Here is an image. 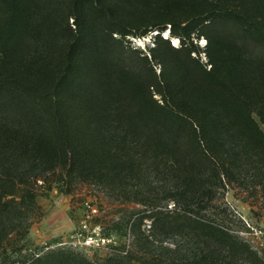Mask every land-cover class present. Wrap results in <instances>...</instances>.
I'll list each match as a JSON object with an SVG mask.
<instances>
[{
  "label": "trees",
  "instance_id": "1",
  "mask_svg": "<svg viewBox=\"0 0 264 264\" xmlns=\"http://www.w3.org/2000/svg\"><path fill=\"white\" fill-rule=\"evenodd\" d=\"M154 32L153 46L131 47ZM202 37L207 63L193 55ZM260 50L264 0H0V264H19L8 249L17 240L22 252L43 217L42 192L79 185L264 264L203 214L220 188L264 189ZM172 200L191 213L155 211ZM171 252L178 261L140 264H220ZM131 256L105 264H138ZM20 264L97 263L57 251Z\"/></svg>",
  "mask_w": 264,
  "mask_h": 264
},
{
  "label": "rangeland",
  "instance_id": "2",
  "mask_svg": "<svg viewBox=\"0 0 264 264\" xmlns=\"http://www.w3.org/2000/svg\"><path fill=\"white\" fill-rule=\"evenodd\" d=\"M154 34L141 39L131 38V47L143 50L149 43L153 46ZM194 42L201 53L193 55L200 56L202 62L207 63L206 40L202 37ZM175 45L180 46V41ZM258 54L264 56V51L260 50ZM157 72H160L159 66ZM160 190L158 194L162 195ZM42 193L38 202L44 215L36 219L28 237L20 242L22 252L17 251V240H13L8 249L16 263L57 251H72L97 264H105L111 256L126 253H130L133 262L138 264L150 257H163L172 262L178 259H174L175 254L171 251H179L184 256L210 252L220 264H253L249 259L228 254L226 251L233 250L226 248L218 238L201 231L187 227L160 230L154 219L144 217L148 209L145 204L124 201L102 187L79 185L72 194L61 193L56 187ZM174 202H161L155 211L191 213L187 205L176 206ZM203 214L213 225L224 228L264 258V189L258 186L256 191L248 190L237 184L220 188Z\"/></svg>",
  "mask_w": 264,
  "mask_h": 264
},
{
  "label": "bare ground",
  "instance_id": "3",
  "mask_svg": "<svg viewBox=\"0 0 264 264\" xmlns=\"http://www.w3.org/2000/svg\"><path fill=\"white\" fill-rule=\"evenodd\" d=\"M166 35H168V33H166ZM174 42H175V44H177V43H178V39L175 38V39H174Z\"/></svg>",
  "mask_w": 264,
  "mask_h": 264
},
{
  "label": "built area",
  "instance_id": "4",
  "mask_svg": "<svg viewBox=\"0 0 264 264\" xmlns=\"http://www.w3.org/2000/svg\"><path fill=\"white\" fill-rule=\"evenodd\" d=\"M91 239H93V237H91ZM88 244H91V241H88Z\"/></svg>",
  "mask_w": 264,
  "mask_h": 264
},
{
  "label": "crops",
  "instance_id": "5",
  "mask_svg": "<svg viewBox=\"0 0 264 264\" xmlns=\"http://www.w3.org/2000/svg\"><path fill=\"white\" fill-rule=\"evenodd\" d=\"M32 231H33V229H32Z\"/></svg>",
  "mask_w": 264,
  "mask_h": 264
}]
</instances>
